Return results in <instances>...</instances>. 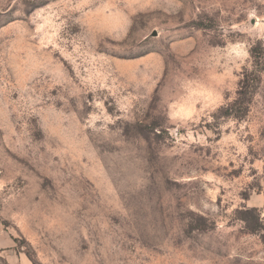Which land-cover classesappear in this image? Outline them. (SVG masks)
<instances>
[{
    "label": "rangeland",
    "instance_id": "1",
    "mask_svg": "<svg viewBox=\"0 0 264 264\" xmlns=\"http://www.w3.org/2000/svg\"><path fill=\"white\" fill-rule=\"evenodd\" d=\"M0 264H264V0H0Z\"/></svg>",
    "mask_w": 264,
    "mask_h": 264
},
{
    "label": "trees",
    "instance_id": "2",
    "mask_svg": "<svg viewBox=\"0 0 264 264\" xmlns=\"http://www.w3.org/2000/svg\"><path fill=\"white\" fill-rule=\"evenodd\" d=\"M249 85H250V84H248L247 82H243V81H242V85L240 86V91H239V92L241 93L242 89H243V88H247V87H249Z\"/></svg>",
    "mask_w": 264,
    "mask_h": 264
}]
</instances>
